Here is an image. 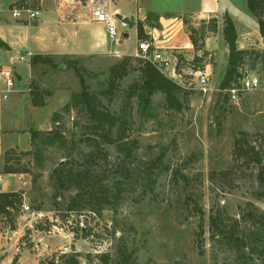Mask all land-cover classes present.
<instances>
[{"label": "rangeland", "instance_id": "obj_1", "mask_svg": "<svg viewBox=\"0 0 264 264\" xmlns=\"http://www.w3.org/2000/svg\"><path fill=\"white\" fill-rule=\"evenodd\" d=\"M232 1L253 39L245 44L248 55L240 72L261 80L259 89L243 92L237 101L225 98L222 75L215 70L210 95L181 90L173 107L157 91L145 102L138 86L142 67L153 64L133 55L139 40L135 30L121 22L119 31L130 34L120 42L118 49L125 53L121 56L68 58L55 66L39 62L30 80V60L12 64L22 75L18 88L29 95L13 94L4 103L0 132L18 131L0 135L3 146L12 145L2 152L0 172L6 173L7 160L19 170L15 177L22 179V203L31 210L21 211L20 203L10 215L0 213L1 229L20 228L24 233L19 250L13 248L11 254L16 251L14 256H22L27 264L34 259L60 264L61 255L67 259L75 253L80 264H264V189L257 166L235 147L240 139L264 161V44L247 0ZM197 22L196 45L206 55L212 51L207 61L224 66L225 74L226 47H205L207 37L217 40V31L210 30L212 20ZM244 32L241 29V39ZM126 58L127 74L113 77L112 67ZM86 86L105 109L126 122V134L120 121L106 131L91 128L85 106H73L75 95ZM33 91H40L44 102L36 109ZM57 128L66 137L64 146L32 143L31 131ZM64 160V168H87L97 186L108 185L110 203L100 212L67 209L77 188L61 186L53 174ZM8 180L12 190L19 185L14 177ZM226 227L246 242L244 248L238 245L241 251L228 244L229 232L221 233ZM4 249L0 247V259L7 255Z\"/></svg>", "mask_w": 264, "mask_h": 264}, {"label": "crops", "instance_id": "obj_2", "mask_svg": "<svg viewBox=\"0 0 264 264\" xmlns=\"http://www.w3.org/2000/svg\"><path fill=\"white\" fill-rule=\"evenodd\" d=\"M232 2V0H109V7L111 10L117 11L124 17H129L131 21L136 22V25L132 28L127 26L129 29L135 30L138 40H140L138 37V22H142L147 38L155 39L159 45H182L189 38L192 39V29H198L199 22L197 20L216 19L217 40H211L212 38L207 37L205 47L212 50L225 46L229 55V49H227L223 34L226 16H230L234 21L238 34L237 44L240 49H245L247 47L245 44H250L253 40L251 37L252 32L248 30L246 20L240 19V15L234 10L235 7H233ZM20 3L37 10L39 12L37 18L29 20L26 14H23L20 19L15 18L11 9L14 6H19ZM91 7L92 4L89 0H0V39L7 45L6 47L0 46V66L20 63L16 62L17 57L27 50L33 51L35 56L51 57L54 62L92 55L121 56L125 54L118 49L123 43L110 42L105 26L92 19ZM248 10L251 12L249 8ZM148 14L158 17V22L156 24L151 23L147 19ZM251 14L250 19H255L252 12ZM240 27L243 31L245 30V37L242 39L241 35L243 33L241 34ZM257 32L261 36L259 28ZM262 38L261 36L264 44ZM114 51H117L118 55L114 54ZM30 62L29 80L32 76V59ZM218 67L211 65L212 76L214 71L217 70L216 72L221 73L222 77L220 78L222 79L224 76L222 71L225 69L224 66ZM17 74L20 83L22 75ZM24 90L26 89H19L14 94L19 97L28 96L27 93L23 94ZM5 102L1 103L0 115L1 111L3 112L6 108L4 106ZM38 107L40 106H34V109ZM12 131L16 130L3 129L0 135L9 134ZM2 140L3 137H0V157L3 151L12 146H3ZM15 176H17V173L0 172L2 187L0 193L15 192L24 195L20 192L22 179ZM12 177L19 184L13 190L10 188L8 180ZM4 218L7 219L6 216ZM28 224L31 226V222ZM23 236L24 233L21 232L20 228L8 230L0 228V247H4L3 251L7 252V255L0 259V264H12L14 255L19 250V241ZM13 248L16 251L11 254ZM18 261L20 264H27L22 256L19 257ZM39 263L38 260L34 259L31 264Z\"/></svg>", "mask_w": 264, "mask_h": 264}, {"label": "trees", "instance_id": "obj_3", "mask_svg": "<svg viewBox=\"0 0 264 264\" xmlns=\"http://www.w3.org/2000/svg\"><path fill=\"white\" fill-rule=\"evenodd\" d=\"M248 8L250 11L258 18V28L262 37L264 38V0H247ZM19 5H24L20 3ZM147 19L156 24L158 22V17H155L153 14H148ZM212 20V26L210 28L211 31H215L217 29V20ZM202 31L204 29H201ZM194 33H197V29H192V39L195 44H199V39L196 37ZM224 38L229 48V56H228V67L224 74V77L220 83L221 90H225L232 86V84L238 85L240 80L243 78L244 74L240 72V68L245 64L246 57L248 55L247 49H240L237 44L238 34L234 24V21L230 16H226L224 19V28H223ZM138 37L139 39L147 38L144 32V25L142 22H138ZM0 46L6 47L5 43L0 39ZM264 55V53H263ZM39 62L50 63L55 66V62L51 57H42L41 55H36L32 58V65H36ZM127 63L128 59L125 61L112 67V75L113 77H121L127 74ZM111 86V85H110ZM112 87V86H111ZM110 87V88H111ZM82 91L80 94L75 95L74 97V105H79L82 103L85 106L86 112L90 118V126L93 129H101L107 130L112 127L116 121L121 122L122 134H126V129L124 128L126 122L123 121L120 117L116 115H112L107 109H105L101 103V101L93 94H90L87 90ZM138 90H140V96L143 97L145 95V102L149 101V98L152 94L157 91L163 92L166 95L167 101L173 107L179 102V94L181 92V88L174 83L171 79L167 78L160 70H158L153 65L146 63L142 67V82L138 86ZM112 92L113 90L110 89ZM225 94V98L227 100L230 99L227 93ZM40 91H33L32 103L34 106H42L44 105L43 100H41ZM244 101L245 96L241 97ZM124 128V129H123ZM118 139L123 140L122 135L117 136ZM39 139V141H38ZM31 140L32 143L35 144L39 142L42 146H51L55 144H59L60 146H64L66 144V137L64 133L59 129H52L48 132L33 130L31 131ZM124 142V141H123ZM125 143V142H124ZM126 144V143H125ZM236 153L241 156L247 157L248 163H254L257 166L258 173L257 178L260 182L261 187L264 189V161L263 156L254 149V147H246L243 142H240V139H236L235 142ZM40 148V147H39ZM66 165V161H62L61 165L56 167L53 170V174L56 175L58 181L61 186L66 188H77V191L72 198V201L68 205L67 209L69 211L82 210L84 208H90L91 212H100L103 208V205L110 203V194L111 190L108 185L97 186L94 175H92L89 169H75L73 165L70 167H63ZM6 173H18L19 170L15 169L10 165V161H6L5 165ZM261 196H264V192ZM22 203V194L15 192H4L0 193V213L4 215H10L9 207L13 209ZM7 217V216H6ZM81 230L84 231V228L81 227ZM229 232L228 237H230V241H228L229 245L236 250H239V244H242V247H246V242L240 240L235 233L229 230L227 227L222 229L221 233L225 234ZM86 237L89 236L88 233H83ZM241 251V249L239 250ZM264 253V251L262 252ZM76 255H72L65 259V255H61V263L60 264H80V261L77 259ZM106 256V255H103ZM130 258V257H128ZM19 257L15 256L13 258L12 264L19 263ZM47 264V263H46Z\"/></svg>", "mask_w": 264, "mask_h": 264}, {"label": "built area", "instance_id": "obj_4", "mask_svg": "<svg viewBox=\"0 0 264 264\" xmlns=\"http://www.w3.org/2000/svg\"><path fill=\"white\" fill-rule=\"evenodd\" d=\"M89 1L92 4V19L105 26L109 41L117 44L124 40L123 33L119 31L121 21L117 18L118 12L110 9L109 0ZM11 11L15 18L20 19L26 14L29 20L36 19L39 13L25 5L14 6ZM114 54L118 55L117 51H114ZM133 55L151 62L186 93H197L205 97L214 91L212 64L207 61L214 53L210 51L206 55L203 47L196 45L190 38L182 45H159L155 39H140ZM34 56L33 51L27 50L17 57L16 62L31 61ZM12 64L0 66V102L8 101L11 95L19 91V77ZM239 83L240 85L234 84L223 90L233 101L239 100L243 92L254 91L261 87L260 78L249 73L244 74ZM0 191H2L1 184ZM9 210L13 211V208L9 207ZM30 210L31 207L23 202L22 211Z\"/></svg>", "mask_w": 264, "mask_h": 264}, {"label": "water", "instance_id": "obj_5", "mask_svg": "<svg viewBox=\"0 0 264 264\" xmlns=\"http://www.w3.org/2000/svg\"><path fill=\"white\" fill-rule=\"evenodd\" d=\"M117 18L120 19V21L126 25H128L130 28L136 25L135 21H131L129 17H124L122 14L117 13ZM129 36L128 33L124 34V38H127ZM48 264H57L55 261H48Z\"/></svg>", "mask_w": 264, "mask_h": 264}]
</instances>
